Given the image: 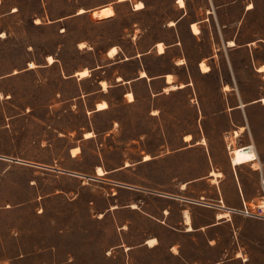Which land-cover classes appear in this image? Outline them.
<instances>
[{
    "label": "rangeland",
    "instance_id": "1",
    "mask_svg": "<svg viewBox=\"0 0 264 264\" xmlns=\"http://www.w3.org/2000/svg\"><path fill=\"white\" fill-rule=\"evenodd\" d=\"M139 2L142 10L135 9ZM177 2L0 0V264H205L218 258L204 237L173 236L157 217L172 209L168 223L175 225L188 206L203 219V206L213 202L200 196L212 188L180 189L212 168L228 182L237 173L247 194L259 196L258 165L235 170L227 145L234 150L253 140L264 160V73L258 71L264 0H249L255 9L248 13L242 5L221 9L229 27L221 29L212 16L198 36L189 25L211 17L207 0H184L190 16L170 26L181 16ZM105 7L114 16L96 17ZM235 35L233 51L224 38ZM247 42L254 44L242 47ZM112 47L121 55L109 57ZM130 56L134 60L125 61ZM144 68L153 72L138 79ZM85 69L89 76L79 77ZM165 74L185 87L157 97ZM102 101L108 109L96 111ZM240 127L245 130L237 138ZM157 235L159 248L145 245ZM172 242L187 261L178 247L169 251Z\"/></svg>",
    "mask_w": 264,
    "mask_h": 264
},
{
    "label": "crops",
    "instance_id": "2",
    "mask_svg": "<svg viewBox=\"0 0 264 264\" xmlns=\"http://www.w3.org/2000/svg\"><path fill=\"white\" fill-rule=\"evenodd\" d=\"M122 1H127V0H122ZM177 1L180 7L181 16L176 22H171L170 26H175L180 21L190 16L189 12L186 10V4L184 0H182L184 2L183 6L180 4V0H177ZM139 3H141L143 6L142 8L137 9L136 5ZM139 3L135 5L136 10H142L143 8H145L142 2H139ZM238 5H242L244 7V12H247V13L255 9L253 4H249V0H207L206 9L208 10L207 12L209 16L211 17L207 19H203V20H199V19L193 20L191 21L189 27L192 30L193 34L198 36L201 34L199 25H201L202 22L208 21L209 19L211 20L213 16L214 19L217 21L218 26L221 29L222 28L226 29L229 27V24L223 22L221 18V9L236 7ZM102 9H111V8L105 7ZM102 9H99L96 12ZM15 10L16 9H14V11ZM113 16L114 15L108 18H111ZM108 18H103V19H108ZM193 26L197 27V29L199 30V33H194ZM2 35L5 36L4 33ZM253 44H254L253 42L243 43L242 47L252 46ZM159 45H162L164 47L163 52L159 51L160 50ZM224 45L232 49L233 51L237 50L236 48L238 47V36L235 35L233 37L224 38ZM113 48L117 49V53L114 56H109L110 51ZM157 49L160 55H166L165 46L163 43H157ZM124 55L126 54L124 53ZM108 56L111 58L120 56L118 48L117 47L110 48L108 52ZM126 60L131 61L134 59L133 57L130 56V58L126 57L125 61ZM202 63L208 66L204 61H202L200 62V69H201ZM261 67L263 68L264 66H261ZM261 67L258 69V71L260 73H264V71L261 70ZM209 71H210V67L208 71L206 72L202 71V72L208 73ZM142 73H145L146 77H142ZM169 76H171L172 78L171 81L168 80ZM148 78L149 76L147 72L144 70L143 72H141L140 77L138 79H148ZM164 78H165L166 84L165 86L162 87V90L157 91V97L163 95L166 92H170V91L185 87V85H180V86L175 85L173 82V76L171 74H165ZM118 81H121L118 84V86H122L123 85L122 83H124V81L121 80V78H118ZM103 82L105 81H101V86ZM126 83H129V82H126ZM104 91H107V90H104ZM130 94L132 93H127L126 97H129ZM263 99H261L260 101L262 102ZM133 100H130V101L132 102ZM102 102H105V101H102ZM97 106H96V111H104L108 109L107 107L104 110H97ZM242 106H244V104H242ZM244 130H245V127H240L239 130L234 131L235 137L237 138L241 137V135L244 133ZM187 136L191 137L190 141H186L185 139L184 141L191 142L193 140L192 135H187ZM250 144L254 145L256 151L254 150V148H253V151L257 153L255 155L258 157V159L256 157L254 159H257V161L253 162L252 160L243 165L251 164L252 167H254L255 165H258V168H255V170L260 175V180H259L260 188H258L259 196H254V195L249 196L247 194L245 184L242 182L241 177L237 173L235 174V178H232V181L228 182L226 181L227 179L223 171L215 170L212 168L208 170L207 174L185 182L184 184H182L181 189H180L181 192L186 193V191H189V189L197 188L200 185H207L210 188H212V190H210V194H208L209 197L203 196V195L200 196L203 199H208L213 202V204L207 203V206L200 205V206L207 208L206 209L207 215L204 216L203 219H199V217H196L194 208H191L188 206H184L187 208L180 210L181 211L180 219L177 220V223L175 225L168 223L172 215V209H169V208L168 209L166 208L167 210L162 209V215H163L162 219L157 217V223L163 226L169 234L173 236L175 234H182L184 235V237L191 238L193 240L199 236H202L206 239L205 246H207L209 249L216 247L213 249H217L216 252H218L219 254L218 258L215 260L209 258L205 261V264H264V220L250 219V218L248 219L235 212L236 210L241 209L243 204L254 205V204L260 203L264 199V192L262 191V187H261V177L262 176L264 177V160L261 159V154L263 153V151L259 153V150L253 140H251ZM244 147L235 148V149H243ZM229 156H230V161L232 163V166L235 170H236V167L243 166V165H236L235 163L233 164L232 156L230 154ZM205 192L206 191L202 193H205ZM157 193H159L160 196H164L165 197L164 199L166 200H170V201L174 200V199L168 198V196L170 195L160 193V192H157ZM171 197H175V196H171ZM177 198H180V200L183 199L182 202L184 203H187L189 201L191 202L194 201L191 198L182 197V196H178ZM172 202L171 203L173 205L176 204L175 200ZM180 206H183L182 203H180ZM168 207H172V205ZM202 220L204 222H201ZM150 240H156V243H154L153 245H150L149 244ZM150 240L146 241L145 243L146 246H149L150 248H154L156 245H157V248L161 246V238L159 235H157V239L156 237H154V238H151ZM176 247H178L179 249L178 251L179 257L187 261L188 259H186L183 256L182 247L179 244V242H172L169 245V251L172 252V250L175 249Z\"/></svg>",
    "mask_w": 264,
    "mask_h": 264
},
{
    "label": "bare ground",
    "instance_id": "3",
    "mask_svg": "<svg viewBox=\"0 0 264 264\" xmlns=\"http://www.w3.org/2000/svg\"><path fill=\"white\" fill-rule=\"evenodd\" d=\"M122 1V0H121ZM180 4L183 6L184 5V2L182 0H180ZM142 4L139 3L136 5V8L137 9H140L142 8ZM79 14H83L85 13L84 10H81L80 12H78ZM114 15V12L111 10V9H102L98 12L95 13V16L98 17L99 19H103V18H108L110 16ZM193 31L194 33H199V30L197 29L196 26H193ZM82 47V46H81ZM163 46L162 45H159V51H162L163 52ZM117 53V49L113 48L111 51H110V54L109 56H114L115 54ZM48 62L50 64H53L54 63V59L53 57H49L48 58ZM30 68H35V65L34 63H31L30 64ZM201 69L203 72H206L209 70V67L206 66L204 63L201 64ZM261 70L264 71V67L262 68L261 67ZM79 77L81 78H84V77H87L89 76V72L87 69L81 71L78 73ZM142 77H146V74L145 73H142ZM171 76L168 77V80L171 81ZM102 86L104 88V90H107L108 88V85L103 82L102 83ZM129 97L131 98V100L134 99L133 95L130 94ZM263 104H264V99L262 100ZM108 107L107 103L105 102H102L100 104H98L97 106V110H104ZM91 134L90 133H87L86 134V137H89L90 138ZM191 137L190 136H187L185 138L186 141H190ZM78 149V148H77ZM256 153L253 151V148H243V149H234L233 153H232V161H233V164L235 163L236 165H243L247 162H250L252 160H254V158H256L257 156L255 155ZM151 158L149 155H147L145 157V161H149ZM97 172L99 175H105V172L102 170V168L98 167L97 168ZM135 207V206H134ZM154 243H156V240H150L149 241V244L150 245H153Z\"/></svg>",
    "mask_w": 264,
    "mask_h": 264
},
{
    "label": "built area",
    "instance_id": "4",
    "mask_svg": "<svg viewBox=\"0 0 264 264\" xmlns=\"http://www.w3.org/2000/svg\"><path fill=\"white\" fill-rule=\"evenodd\" d=\"M245 147L254 148V150L256 151L253 144L249 146H245ZM227 148H228L229 154L232 156L233 150H231V145H228ZM257 159H254L253 162L257 161ZM261 187H262V191L264 192V177L263 176L261 177ZM235 212L246 218L264 220V199L260 203L254 204V205L243 204L242 208L239 210H236Z\"/></svg>",
    "mask_w": 264,
    "mask_h": 264
},
{
    "label": "trees",
    "instance_id": "5",
    "mask_svg": "<svg viewBox=\"0 0 264 264\" xmlns=\"http://www.w3.org/2000/svg\"><path fill=\"white\" fill-rule=\"evenodd\" d=\"M120 55H121V53H120ZM123 55H124V53H123ZM144 70L147 72L148 75H150L153 72V70H151L149 68H144Z\"/></svg>",
    "mask_w": 264,
    "mask_h": 264
}]
</instances>
